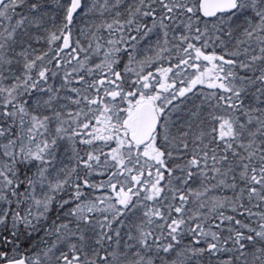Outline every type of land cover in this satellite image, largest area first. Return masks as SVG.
Segmentation results:
<instances>
[{"label":"snow or ice","instance_id":"snow-or-ice-1","mask_svg":"<svg viewBox=\"0 0 264 264\" xmlns=\"http://www.w3.org/2000/svg\"><path fill=\"white\" fill-rule=\"evenodd\" d=\"M0 264H264V0H0Z\"/></svg>","mask_w":264,"mask_h":264}]
</instances>
